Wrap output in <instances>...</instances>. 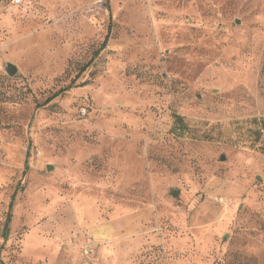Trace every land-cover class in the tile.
Wrapping results in <instances>:
<instances>
[{"label": "rangeland", "instance_id": "374dc122", "mask_svg": "<svg viewBox=\"0 0 264 264\" xmlns=\"http://www.w3.org/2000/svg\"><path fill=\"white\" fill-rule=\"evenodd\" d=\"M263 124L264 0H0V264H264Z\"/></svg>", "mask_w": 264, "mask_h": 264}, {"label": "trees", "instance_id": "16d2710c", "mask_svg": "<svg viewBox=\"0 0 264 264\" xmlns=\"http://www.w3.org/2000/svg\"><path fill=\"white\" fill-rule=\"evenodd\" d=\"M110 30L111 28H108V32L103 40V42L101 43L100 47L94 52L93 57L90 59L89 62H87L85 65L82 66L81 71H85L94 61V59L100 54V52L106 47L109 37H110ZM72 84L61 88L59 91L55 92L53 95H51L50 97H48V99L46 100V103L44 104H48L50 103L52 100H54L57 96L61 95L62 93H64L66 90H69L71 88ZM177 120L179 121V123L183 122V118L179 115H177ZM264 126V124H263ZM16 195V191L14 192L11 202L9 204V210L8 213L6 215V220L4 223V231H3V237L4 239H6L9 235V229H10V222H11V218H12V208H13V204H14V198ZM2 264H5L4 262H2Z\"/></svg>", "mask_w": 264, "mask_h": 264}, {"label": "water", "instance_id": "95a60500", "mask_svg": "<svg viewBox=\"0 0 264 264\" xmlns=\"http://www.w3.org/2000/svg\"><path fill=\"white\" fill-rule=\"evenodd\" d=\"M239 22V20L237 21ZM5 70L7 71V73L10 75V76H15L18 72V67L16 64H14L13 62H7L5 64ZM226 158V155L223 154L221 156V159L224 160ZM54 168L53 165H48L47 169L48 170H52ZM177 194H179V190H175L172 192V195L176 196Z\"/></svg>", "mask_w": 264, "mask_h": 264}, {"label": "built area", "instance_id": "2783aa9c", "mask_svg": "<svg viewBox=\"0 0 264 264\" xmlns=\"http://www.w3.org/2000/svg\"><path fill=\"white\" fill-rule=\"evenodd\" d=\"M16 1H18V2H19L20 0H16Z\"/></svg>", "mask_w": 264, "mask_h": 264}]
</instances>
